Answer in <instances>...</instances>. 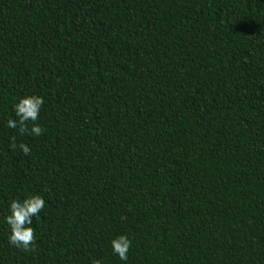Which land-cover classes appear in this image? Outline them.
<instances>
[{
	"label": "trees",
	"instance_id": "1",
	"mask_svg": "<svg viewBox=\"0 0 264 264\" xmlns=\"http://www.w3.org/2000/svg\"><path fill=\"white\" fill-rule=\"evenodd\" d=\"M29 95L40 136L7 126ZM93 259L264 264V0H0V264Z\"/></svg>",
	"mask_w": 264,
	"mask_h": 264
},
{
	"label": "clouds",
	"instance_id": "2",
	"mask_svg": "<svg viewBox=\"0 0 264 264\" xmlns=\"http://www.w3.org/2000/svg\"><path fill=\"white\" fill-rule=\"evenodd\" d=\"M45 101L42 96L29 95L21 98L14 106L16 119H8L9 128L19 130L21 135L29 133L28 122H32L30 134L40 136L44 133V128L35 123L39 119V113ZM11 147L19 149L25 154L30 155L31 149L26 144H16V137H11ZM45 200L41 195H28L23 200L12 199L9 202L8 212L5 222L9 226V243L22 251H34L36 242L35 230L31 227L32 218L37 217L43 210ZM113 253L118 255L122 261H127L128 251L131 241L126 235H121L111 241ZM91 264H100L99 260L93 259Z\"/></svg>",
	"mask_w": 264,
	"mask_h": 264
}]
</instances>
